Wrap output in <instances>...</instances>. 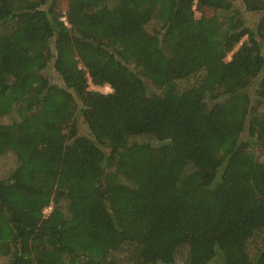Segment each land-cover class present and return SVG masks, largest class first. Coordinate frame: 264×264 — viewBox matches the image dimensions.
Segmentation results:
<instances>
[{
	"label": "trees",
	"instance_id": "obj_1",
	"mask_svg": "<svg viewBox=\"0 0 264 264\" xmlns=\"http://www.w3.org/2000/svg\"><path fill=\"white\" fill-rule=\"evenodd\" d=\"M217 251L264 264V0H0V264Z\"/></svg>",
	"mask_w": 264,
	"mask_h": 264
},
{
	"label": "rangeland",
	"instance_id": "obj_2",
	"mask_svg": "<svg viewBox=\"0 0 264 264\" xmlns=\"http://www.w3.org/2000/svg\"><path fill=\"white\" fill-rule=\"evenodd\" d=\"M61 7H62V9H64V3H63V2H61ZM196 16H199V13H198V12H196ZM250 17H252V16H250ZM243 39H244V38H243ZM243 39H242V40H243ZM242 40H241V42H242ZM241 42L237 44L236 48L241 44ZM228 59H230V54L227 56L226 60H228ZM44 73H45L46 75L50 76V75H51V70H50V68H49V67H46V68L44 69ZM148 84H149V87H151V89H157V88H156L155 86H153L151 83H148ZM90 88L92 89L91 84H90ZM101 91H103V92H107V91H110V88L107 87V86H104V87L101 88ZM156 91H157V90H156ZM209 104H210V103H209ZM49 209H50V207L46 208V209L44 210V212L47 213V212L49 211ZM185 256H186V254L184 253V255L180 256V257L176 260V262H173V263H170V264H186V263L184 262V258H185ZM207 264H223V262L221 261V258H220V255H219V252H218V251L216 252L215 256H214V257H213V258H212Z\"/></svg>",
	"mask_w": 264,
	"mask_h": 264
},
{
	"label": "built area",
	"instance_id": "obj_3",
	"mask_svg": "<svg viewBox=\"0 0 264 264\" xmlns=\"http://www.w3.org/2000/svg\"><path fill=\"white\" fill-rule=\"evenodd\" d=\"M61 20L65 21V17H62ZM91 87H92V89L100 90V91H101V88H102V87L94 86V85H91Z\"/></svg>",
	"mask_w": 264,
	"mask_h": 264
}]
</instances>
